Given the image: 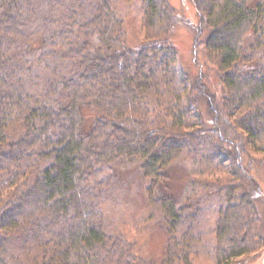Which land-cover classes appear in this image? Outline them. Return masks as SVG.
Masks as SVG:
<instances>
[{
  "label": "trees",
  "instance_id": "trees-1",
  "mask_svg": "<svg viewBox=\"0 0 264 264\" xmlns=\"http://www.w3.org/2000/svg\"><path fill=\"white\" fill-rule=\"evenodd\" d=\"M137 1L144 37L133 48L115 0H0V264H147L107 234L102 211L117 170L137 157L167 226L158 264H198L216 186L214 263L264 247L252 174L264 152V0H191L194 77L171 42L176 9ZM185 156L221 177L181 202L167 170Z\"/></svg>",
  "mask_w": 264,
  "mask_h": 264
},
{
  "label": "rangeland",
  "instance_id": "rangeland-1",
  "mask_svg": "<svg viewBox=\"0 0 264 264\" xmlns=\"http://www.w3.org/2000/svg\"><path fill=\"white\" fill-rule=\"evenodd\" d=\"M115 2V10L123 21L128 44L136 48L144 37L141 2L121 0L119 6ZM168 2L176 9L171 42L178 51L179 66L189 77H194L199 74L193 65V39L199 22L197 14L191 0ZM201 61L204 62L202 57ZM205 73L209 91L220 97L222 89L216 72L208 66ZM205 166L206 163L195 162L193 158L185 156L168 167V185L175 200L182 202L185 196L191 195L196 182L216 183L221 173L208 170ZM141 167L142 160L137 157L117 170L116 182L102 204V211L108 235L134 243L140 258L147 264H158L167 249V226L161 215L153 212L149 206L147 188L150 181L144 177ZM252 174L260 187V193L255 195L254 201L261 228H264V152L257 153ZM209 190L211 196L204 203L196 233L200 238L196 257L198 264H215L210 251L215 245L217 211L225 203L222 195L218 194L217 186ZM234 264H264V247L253 255L240 258Z\"/></svg>",
  "mask_w": 264,
  "mask_h": 264
}]
</instances>
